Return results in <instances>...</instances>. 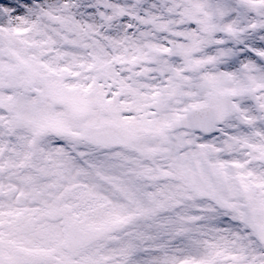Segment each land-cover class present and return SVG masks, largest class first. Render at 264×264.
Segmentation results:
<instances>
[{"label": "snow or ice", "instance_id": "snow-or-ice-1", "mask_svg": "<svg viewBox=\"0 0 264 264\" xmlns=\"http://www.w3.org/2000/svg\"><path fill=\"white\" fill-rule=\"evenodd\" d=\"M0 264H264V0H0Z\"/></svg>", "mask_w": 264, "mask_h": 264}]
</instances>
